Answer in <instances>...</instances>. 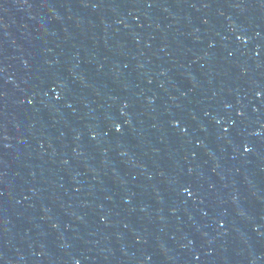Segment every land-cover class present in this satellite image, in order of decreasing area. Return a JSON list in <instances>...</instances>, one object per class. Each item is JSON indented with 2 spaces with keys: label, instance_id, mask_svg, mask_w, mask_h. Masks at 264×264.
Returning <instances> with one entry per match:
<instances>
[{
  "label": "water",
  "instance_id": "water-1",
  "mask_svg": "<svg viewBox=\"0 0 264 264\" xmlns=\"http://www.w3.org/2000/svg\"><path fill=\"white\" fill-rule=\"evenodd\" d=\"M0 264H264V0H0Z\"/></svg>",
  "mask_w": 264,
  "mask_h": 264
},
{
  "label": "snow or ice",
  "instance_id": "snow-or-ice-1",
  "mask_svg": "<svg viewBox=\"0 0 264 264\" xmlns=\"http://www.w3.org/2000/svg\"><path fill=\"white\" fill-rule=\"evenodd\" d=\"M247 151V149H245Z\"/></svg>",
  "mask_w": 264,
  "mask_h": 264
}]
</instances>
